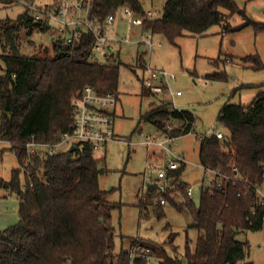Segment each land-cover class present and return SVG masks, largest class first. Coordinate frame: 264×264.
<instances>
[{
  "label": "trees",
  "instance_id": "obj_1",
  "mask_svg": "<svg viewBox=\"0 0 264 264\" xmlns=\"http://www.w3.org/2000/svg\"><path fill=\"white\" fill-rule=\"evenodd\" d=\"M25 1L51 11L61 0L48 4ZM0 2L14 4L10 0ZM89 6L90 16L101 23L108 15L116 16L121 7L140 16L146 12L139 0H91ZM23 7L16 19L0 20V141L11 144L9 148L20 163L8 181L0 178V187L15 191L19 200L18 221L0 230V264H129L128 251L113 253L111 210L117 204L104 198L98 178L106 170L97 167L88 145L38 154L24 162L28 142L55 144L62 133L71 130V102L85 85L117 96L114 54L105 53L106 62H98L93 58L92 33L80 30L78 37L67 41L69 28L63 30L62 38L51 40V50L41 44L35 54L20 53L23 34L35 28L47 31L51 20ZM235 13L243 15L234 0H166L159 16L144 17L141 29L163 34L171 42L183 35L203 36L213 25H220L222 33L234 32L250 23L245 19L233 26L230 19ZM137 62L142 67V55L137 56ZM257 66H261L260 61ZM205 77L226 78L222 73ZM143 93L150 94L144 86ZM194 120L191 112L163 101L151 103L139 115V123H151L170 136L187 134ZM217 122L227 133H222L221 139H199V163L228 176H233L232 169L236 168L246 183L229 180L225 188L211 195L201 193L195 204L186 195L188 185L179 181L182 163L166 171L172 187L165 194L166 203L179 210L186 207L193 220L190 227L197 231L193 249L188 242L185 245L187 264H253L246 261L248 244L236 236L260 230L264 224V205H258L255 192L261 189L264 173V88L248 104L224 105ZM19 171L25 176L24 190L20 188ZM176 194L182 196V203L175 204ZM156 196L155 188L147 189L148 199ZM156 204L160 213L162 205ZM135 243L133 264H147L148 259L139 256L146 253L144 250L163 255L159 264H182L177 256L165 255L156 243Z\"/></svg>",
  "mask_w": 264,
  "mask_h": 264
},
{
  "label": "rangeland",
  "instance_id": "obj_2",
  "mask_svg": "<svg viewBox=\"0 0 264 264\" xmlns=\"http://www.w3.org/2000/svg\"><path fill=\"white\" fill-rule=\"evenodd\" d=\"M34 1L51 3V0ZM165 1L139 0L143 10L152 11L154 16L160 15ZM234 2L244 16L235 13L230 23L239 26L245 19L250 22L234 32L222 33L220 25H213L203 36L183 35L171 42L163 34L142 32L141 28L128 23L120 10L114 23L107 28L106 34L114 40L105 53L113 52L114 62L118 65V101L111 128L114 137L103 148L94 150L93 157L97 167L106 170L98 178L99 187L105 192L104 198L117 204L111 210L113 253L128 251L129 264H133L136 256L135 250L132 251L137 247L136 240L139 243H156L165 255L177 256L182 264H187L185 245L188 242L193 249L197 236L196 229L190 227L193 220L186 207L179 210L176 205L166 203L162 205L160 214L156 210L155 199L147 198V189L161 183L157 180V169L164 166L167 156L157 145L147 147L143 143L146 136L153 139L159 131L151 123H139V115L151 103L172 101L178 110L189 111L195 117L194 132L178 137L173 144L176 151L185 156L179 181L191 187V199L197 204L202 182L210 179L199 163V134L211 130L227 133V129L217 122L220 109L228 103L248 104L264 88V0ZM23 11L20 4L0 2V20L16 19ZM54 27L55 22L50 20L47 31L38 32L35 28L30 34H23L20 53L35 54L41 44L51 50V40L56 36ZM143 33L151 35V47L143 43L116 41L125 37L134 40ZM105 53L95 52L93 58L105 63ZM139 54L148 66L172 74L174 79L169 85L173 91L180 90L181 95L171 100L168 95L143 93L146 73L137 62ZM258 61L261 63L259 67ZM221 73L225 79L205 77ZM10 146L9 142L0 141V178L5 181L11 178L14 169L20 168ZM70 147L71 143H65L55 151H67ZM18 178L20 188L24 190L26 180L23 171H19ZM261 189L264 190V173ZM175 198V204L183 202L181 195L176 194ZM18 201L15 191L0 187V230L18 221ZM236 238L248 244L246 261L264 264V224L260 230L244 231ZM143 252L148 255V264H159L163 258L153 251Z\"/></svg>",
  "mask_w": 264,
  "mask_h": 264
},
{
  "label": "built area",
  "instance_id": "obj_3",
  "mask_svg": "<svg viewBox=\"0 0 264 264\" xmlns=\"http://www.w3.org/2000/svg\"><path fill=\"white\" fill-rule=\"evenodd\" d=\"M11 2L18 3L22 6L28 7L34 10L36 13L45 15L51 18L55 22V34L56 38L60 39L63 36V30L65 28L70 29V33L66 35L65 39L71 41L72 38L78 37L80 30L92 33L95 42L93 44V53L103 52L111 46V41L114 39L106 34L107 28L112 25L115 21V15H108L107 18L101 23L98 22L94 17L90 16V1L91 0H61L58 8L49 10H42L36 8L33 4L26 2L25 0H10ZM120 14L125 17L128 23L139 28L142 27L144 17H152V11H146L145 16H140L132 12L128 7H121ZM118 42H123L126 44H147L151 47V35L150 34H139V36L131 40L128 37L120 40L116 39ZM143 72L146 73V77L143 79V86L152 95H168L171 100L175 96H180L181 91H173L170 87V80L174 79L172 74L166 71L159 70L153 67L143 64ZM117 96L113 93H98L95 88L90 85H85L82 89L81 95L73 98L72 114H71V130L64 132L60 135V140L55 144L49 143H38V142H28L25 146L26 159L24 162H30L33 157L38 154H53L55 153V148L61 146L65 143H71V146L76 147L77 144H86L93 152L96 149H101L105 144L112 140L114 133L112 128L114 116L112 115L113 110L117 104ZM172 107L177 109L176 106L171 101ZM193 123L191 125L190 131L187 133L194 132ZM171 127H168V131ZM222 132L211 130L205 134H199L200 139L203 136H214L218 139L222 138ZM182 136V135H180ZM180 136H170L168 134L160 133L157 137L151 138L149 136L145 137L143 143L150 147L151 145H157L166 154L167 160L163 167H158L157 169V180L161 183L154 186L157 196L155 201L160 205L166 204L165 194L172 190L169 186V178H167L166 171L178 168L182 163H185V156L183 153L176 151V146H174V141ZM203 168V167H202ZM206 173L209 174V181L202 182L200 194L207 192L208 194H213L215 191L223 189L227 186L229 180H235L238 182L246 183V180L238 172L236 168H233V176H228L222 174L221 172L210 169L203 168ZM31 186V183H30ZM258 198V205H264V190H255ZM186 195L191 198L193 196L192 189L190 186L186 188ZM264 221V215L262 216ZM137 250V248H132ZM147 251V250H146ZM140 257L148 256L146 253H141ZM148 264V262H147Z\"/></svg>",
  "mask_w": 264,
  "mask_h": 264
},
{
  "label": "water",
  "instance_id": "obj_4",
  "mask_svg": "<svg viewBox=\"0 0 264 264\" xmlns=\"http://www.w3.org/2000/svg\"><path fill=\"white\" fill-rule=\"evenodd\" d=\"M73 149H74V146H71V147H70V150H73Z\"/></svg>",
  "mask_w": 264,
  "mask_h": 264
},
{
  "label": "crops",
  "instance_id": "obj_5",
  "mask_svg": "<svg viewBox=\"0 0 264 264\" xmlns=\"http://www.w3.org/2000/svg\"><path fill=\"white\" fill-rule=\"evenodd\" d=\"M158 134H160V133L158 132Z\"/></svg>",
  "mask_w": 264,
  "mask_h": 264
},
{
  "label": "bare ground",
  "instance_id": "obj_6",
  "mask_svg": "<svg viewBox=\"0 0 264 264\" xmlns=\"http://www.w3.org/2000/svg\"><path fill=\"white\" fill-rule=\"evenodd\" d=\"M53 30V29H52Z\"/></svg>",
  "mask_w": 264,
  "mask_h": 264
}]
</instances>
